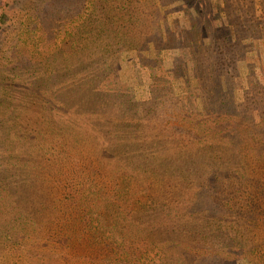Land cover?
<instances>
[{
    "label": "trees",
    "instance_id": "trees-1",
    "mask_svg": "<svg viewBox=\"0 0 264 264\" xmlns=\"http://www.w3.org/2000/svg\"><path fill=\"white\" fill-rule=\"evenodd\" d=\"M173 2L0 0V264H212L200 225L243 236L251 208L264 224V118L241 117L246 94L229 114L220 95L187 112L183 57L162 59L182 32L184 57L206 51L224 72L251 30L203 2L151 36ZM119 43L155 50L140 66L157 113L127 87L122 107ZM223 120L239 138H221ZM254 239L241 255L264 264Z\"/></svg>",
    "mask_w": 264,
    "mask_h": 264
},
{
    "label": "rangeland",
    "instance_id": "rangeland-1",
    "mask_svg": "<svg viewBox=\"0 0 264 264\" xmlns=\"http://www.w3.org/2000/svg\"><path fill=\"white\" fill-rule=\"evenodd\" d=\"M203 2L212 8L213 13L219 10L223 17H225L224 13L227 12L228 8L230 11L241 15L244 26L249 27L252 34H243L239 38V52L236 54V61L226 66L223 72L217 61H214V56L206 51H202L199 54L189 51L184 57V50L182 52V46H180L184 43V38H182V32H180V38L176 42L177 49L164 50L162 52L164 68L166 69L172 68L176 56L179 57L182 55L183 57V63L176 71L177 80L173 82L175 95L182 98L185 96L187 99H183L189 100L190 105L189 109H186L187 112H190V108L195 109L190 101L200 107L207 106L208 108H212L211 110H214L213 104L216 100H219L220 95L230 105L226 108L227 114H229L231 107H233L231 103L235 100H242L243 102L246 94L249 97L244 101L243 108L245 111L241 112V117H246L245 119H247V115L250 117L253 114L256 121H258L259 118H264V0H174L173 3L161 8V16L159 15L157 17V13L154 12L158 20L157 28L154 29L151 36L156 37L158 33L164 34L167 30L166 26L168 25L172 28H179L182 24V10L186 12L193 11L194 8L200 6V3ZM222 23H227L225 18ZM258 29H261V31L255 36ZM140 44L144 48L145 43L140 42ZM115 52V59L120 68L118 76L124 85L123 89H120L118 92L122 107L129 106L131 92L143 112L157 113L159 104L157 100L149 99L151 97L150 89L149 87L147 88V80L145 77L144 79L142 78L140 66L143 59L154 57L155 50L151 48L149 52H145L144 50L128 49L124 44L119 43L115 47ZM213 78L216 80L213 81ZM218 80L219 82H217ZM125 87L130 91L129 93L124 89ZM194 97L198 98V100L196 101ZM234 113L238 114L235 108ZM241 122L242 120L237 126ZM222 123L224 125L220 124L218 129H225L221 136L224 141L231 138H239L238 132H235L236 130L233 134L231 133V127L227 125L228 123L225 120ZM232 123L233 125L235 124V122ZM200 153L198 151V154ZM249 210L251 215H247L248 223L245 224L246 221H244V224L241 222L236 223L241 227L239 234L244 233L243 236H229L227 232L225 233L219 230L216 225L208 227L200 225L207 243L220 251L218 252L219 256L213 259L212 264H251L252 262L248 261L246 255H241V250L243 248L242 243L245 244L252 238L256 239L253 240L251 245L258 244L263 249L257 252L256 250H252L248 254L250 252H256L257 254H253L254 257H258L257 259L260 261L264 258V236H262L264 235V224L258 221L260 215L255 208ZM254 235L255 237H253ZM252 259L254 261V258ZM259 260L257 262L260 263ZM191 264H209V262L206 259H202Z\"/></svg>",
    "mask_w": 264,
    "mask_h": 264
}]
</instances>
